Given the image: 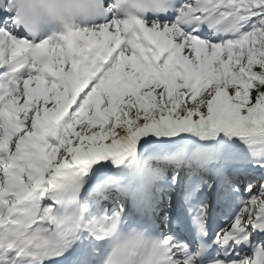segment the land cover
I'll use <instances>...</instances> for the list:
<instances>
[{
	"label": "snow or ice",
	"instance_id": "6c2138e0",
	"mask_svg": "<svg viewBox=\"0 0 264 264\" xmlns=\"http://www.w3.org/2000/svg\"><path fill=\"white\" fill-rule=\"evenodd\" d=\"M0 264H264V0H0Z\"/></svg>",
	"mask_w": 264,
	"mask_h": 264
}]
</instances>
